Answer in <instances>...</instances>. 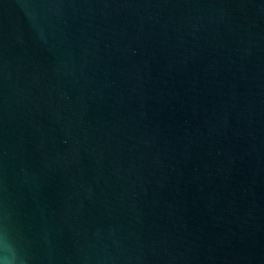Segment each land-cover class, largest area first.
Listing matches in <instances>:
<instances>
[{"label": "water", "instance_id": "1", "mask_svg": "<svg viewBox=\"0 0 264 264\" xmlns=\"http://www.w3.org/2000/svg\"><path fill=\"white\" fill-rule=\"evenodd\" d=\"M0 260L264 264V0H0Z\"/></svg>", "mask_w": 264, "mask_h": 264}, {"label": "clouds", "instance_id": "2", "mask_svg": "<svg viewBox=\"0 0 264 264\" xmlns=\"http://www.w3.org/2000/svg\"><path fill=\"white\" fill-rule=\"evenodd\" d=\"M0 264H6V262L3 260H0Z\"/></svg>", "mask_w": 264, "mask_h": 264}]
</instances>
